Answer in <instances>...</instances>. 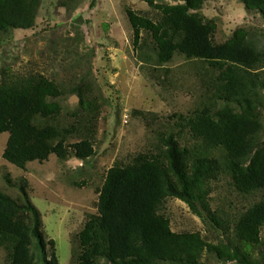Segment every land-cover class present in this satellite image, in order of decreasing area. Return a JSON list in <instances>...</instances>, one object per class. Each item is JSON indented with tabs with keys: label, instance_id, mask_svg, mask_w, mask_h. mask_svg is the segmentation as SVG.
I'll use <instances>...</instances> for the list:
<instances>
[{
	"label": "trees",
	"instance_id": "obj_1",
	"mask_svg": "<svg viewBox=\"0 0 264 264\" xmlns=\"http://www.w3.org/2000/svg\"><path fill=\"white\" fill-rule=\"evenodd\" d=\"M149 11L125 7L139 61L153 71L167 68L179 54L202 69L205 102L178 123L180 133L162 136L157 151L115 163L99 189L98 212L88 215L72 236L73 264H201L204 253L224 262L256 264L264 259V46L246 27L217 43V23L201 12L205 0L161 3L146 0ZM264 17V0H240ZM42 0H0V40L15 30L35 27ZM168 71V68L166 69ZM92 81L69 87L43 73L4 74L0 81V133L9 137L3 157L26 169L31 161L87 160L101 112ZM77 95L64 124L62 98ZM78 136L80 140L70 142ZM229 175L242 194L262 192L232 221L213 210V182ZM15 198L0 187V249L8 264H60L55 239L43 230V214L31 200L25 181ZM178 198L223 233L218 242L199 231L177 232L163 212L168 198Z\"/></svg>",
	"mask_w": 264,
	"mask_h": 264
},
{
	"label": "rangeland",
	"instance_id": "obj_2",
	"mask_svg": "<svg viewBox=\"0 0 264 264\" xmlns=\"http://www.w3.org/2000/svg\"><path fill=\"white\" fill-rule=\"evenodd\" d=\"M126 6L151 10L146 0H42L34 28L15 30L0 40V81L4 74L31 71L66 87L72 82L92 81L101 106L95 152L87 160H60L52 154L49 160L31 161L22 169L3 157L9 133H0V187L21 198L19 187L27 182L29 196L43 214V230L56 241L60 264H73L71 238L83 228L89 214L98 212V191L108 170L115 163L131 162L140 153L157 151L165 134L181 131V139L190 140L187 129L178 123L205 102L198 74L202 69L194 62L178 54L166 64L168 71H153V65H142L132 43ZM201 12L216 21L217 43L228 40L237 28L246 27L264 46V17L247 10L240 0H205ZM62 104V122L75 123L70 111L78 107V96L67 94ZM262 120L264 123V108ZM261 137L264 139V128ZM78 140L80 137L75 136L70 142ZM212 186L211 206L231 224L262 197V192L240 193L229 175H221ZM163 212L174 231H199L214 243L224 237L221 230L178 198H168ZM261 235L264 239V226ZM261 251L262 247L253 250L256 264H264ZM0 264H8L3 249ZM201 264L238 262H224L206 252Z\"/></svg>",
	"mask_w": 264,
	"mask_h": 264
}]
</instances>
